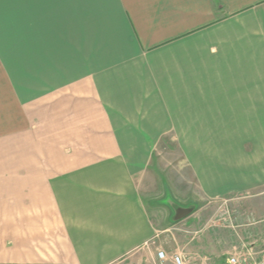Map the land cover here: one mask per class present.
<instances>
[{"label": "crops", "instance_id": "1", "mask_svg": "<svg viewBox=\"0 0 264 264\" xmlns=\"http://www.w3.org/2000/svg\"><path fill=\"white\" fill-rule=\"evenodd\" d=\"M163 139L264 257V0H0V264H172Z\"/></svg>", "mask_w": 264, "mask_h": 264}, {"label": "rangeland", "instance_id": "2", "mask_svg": "<svg viewBox=\"0 0 264 264\" xmlns=\"http://www.w3.org/2000/svg\"><path fill=\"white\" fill-rule=\"evenodd\" d=\"M176 146L171 139H163L157 147L153 162L160 168L161 184L164 186L157 196L164 200L171 195L179 204L192 203L194 208L189 217L176 221L170 218V211L165 205L154 203L151 214L155 223L171 228L164 234L161 251L174 245L180 248L187 261L225 264L227 256L233 254L236 248V202L219 199L208 203L202 200L203 196L195 192V182L182 168L184 161ZM165 200L170 202L169 198Z\"/></svg>", "mask_w": 264, "mask_h": 264}, {"label": "built area", "instance_id": "3", "mask_svg": "<svg viewBox=\"0 0 264 264\" xmlns=\"http://www.w3.org/2000/svg\"><path fill=\"white\" fill-rule=\"evenodd\" d=\"M263 227H264V221H263ZM158 258L160 260L165 261L167 256L163 251H158L157 253ZM172 264H205L204 262H190L185 260V258L181 254H173L171 256ZM225 264H264V257H259L255 259H248L240 257L236 254L228 255Z\"/></svg>", "mask_w": 264, "mask_h": 264}, {"label": "water", "instance_id": "4", "mask_svg": "<svg viewBox=\"0 0 264 264\" xmlns=\"http://www.w3.org/2000/svg\"><path fill=\"white\" fill-rule=\"evenodd\" d=\"M190 211H192V209L186 211V213H184V214H181V215H179V216H176V217L174 218V220H179V219L182 218L184 215L188 214V212H190Z\"/></svg>", "mask_w": 264, "mask_h": 264}]
</instances>
